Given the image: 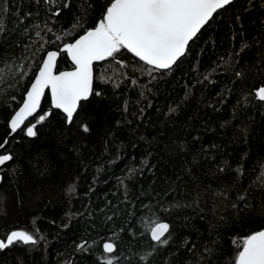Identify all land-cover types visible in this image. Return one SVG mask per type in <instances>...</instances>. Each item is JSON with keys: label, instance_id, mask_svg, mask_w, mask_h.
<instances>
[{"label": "trees", "instance_id": "trees-1", "mask_svg": "<svg viewBox=\"0 0 264 264\" xmlns=\"http://www.w3.org/2000/svg\"><path fill=\"white\" fill-rule=\"evenodd\" d=\"M108 4L0 0V155L13 157L0 165V234L37 240L2 249L0 264H233L264 229V0L218 10L170 69L127 49L96 61L71 123L47 93L11 132L46 53L60 52L58 71L73 68L64 46ZM161 221L166 244L150 236Z\"/></svg>", "mask_w": 264, "mask_h": 264}, {"label": "snow or ice", "instance_id": "snow-or-ice-1", "mask_svg": "<svg viewBox=\"0 0 264 264\" xmlns=\"http://www.w3.org/2000/svg\"><path fill=\"white\" fill-rule=\"evenodd\" d=\"M231 3L232 0H109L96 26L74 43L64 46L75 65L74 71L54 74L59 53H47V59L27 93V100L10 122L11 132H16L36 112L44 90L49 87L55 108L62 109L71 123L81 100L93 94L94 62L114 58L121 49H127L154 70L170 69L213 14ZM256 95L264 101V87H260ZM44 120L45 116L41 115L37 122ZM35 129L36 124L28 126L27 136H36ZM84 131H88L86 125ZM12 159L10 154L0 155V165ZM150 231L154 241L168 242L166 238L162 239L169 231L167 223L156 222ZM36 243L34 235L28 231L13 230L6 239H0V250L13 244ZM78 247L84 249L85 244ZM103 247L108 253L115 250L112 243H105ZM107 264H113V260H107ZM233 264H264V229L243 240L242 250L237 252Z\"/></svg>", "mask_w": 264, "mask_h": 264}, {"label": "water", "instance_id": "water-1", "mask_svg": "<svg viewBox=\"0 0 264 264\" xmlns=\"http://www.w3.org/2000/svg\"><path fill=\"white\" fill-rule=\"evenodd\" d=\"M234 0H232V2H233ZM228 6V5H227ZM226 7V6H225ZM216 13H214L213 14V16L215 15ZM211 21V20H210ZM209 21V22H210ZM208 22V23H209ZM207 23V24H208ZM206 24V25H207ZM206 25H204V27L206 26ZM204 27H202L201 28V30L204 28ZM200 30V31H201ZM200 31L197 33V35L200 33ZM85 34V33H84ZM83 34V35H84ZM196 35V36H197ZM82 36V35H81ZM195 36V37H196ZM194 37V38H195ZM79 38V37H78ZM77 38V39H78ZM193 38V39H194ZM193 39L191 40V41H189V45H190V43L193 41ZM75 42V41H74ZM73 42V43H74ZM188 45V46H189ZM187 49H188V47H187ZM187 49H186V52H187ZM49 52H58L59 53V55L56 57V67H55V69H54V74H59V73H61V72H71V71H74L75 70V65H74V67L73 68H71V69H67V70H61V71H58V61H59V59H60V52L58 51V50H55V49H52V50H49L47 53H49ZM186 52H185V54H186ZM47 53H46V55H45V57H44V60H46L47 59ZM184 54V55H185ZM183 55V56H184ZM182 56V57H183ZM68 57L70 58V60L72 61V59H71V56L68 54ZM181 57V58H182ZM43 60V61H44ZM72 63H73V61H72ZM74 64V63H73ZM43 66V62H42V64H41V66L40 67H42ZM173 66V65H172ZM95 62H94V64H93V85H92V87H93V89H94V80H95ZM39 74V70H38V72H37V74H36V76ZM36 76H35V78L33 79V81H32V83H31V85L29 86V88H28V91L26 92V94H25V97H24V101L22 102V104H21V106L17 109V111H19V109L23 106V104H24V102L27 100V93L31 90V86H32V84L35 82V79H36ZM264 87V86H263ZM47 93H49V95H50V98H51V103H52V107L54 108V109H57V108H55V106H54V103H53V99H52V94H51V88L49 87V88H46L45 90H44V95L41 97V100H40V106H39V108L36 110V112L35 113H33V115L32 116H29L25 121H24V124H22L21 125V127L19 128V129H17V131H19V130H21V129H23L24 127H26V125L28 124V122L31 120V119H33L34 117H36L40 112H41V110H42V105H43V101H44V99H45V97H46V95H47ZM92 96V94L86 99V100H88L90 97ZM86 100H81V102H80V105H81V103L82 102H84V101H86ZM80 105L78 106V108H77V112H78V110H79V107H80ZM57 110H60L61 112H63V110L62 109H57ZM16 111V112H17ZM15 112V113H16ZM76 112V113H77ZM15 113L13 114V116L15 115ZM64 113V112H63ZM76 113H74V116L76 115ZM65 114V113H64ZM66 115V114H65ZM13 116H12V118H13ZM73 116V117H74ZM12 118H11V120H12ZM11 120H10V122H11ZM31 126V125H30ZM160 223H167L168 225H169V229H170V224L168 223V222H166V221H161ZM167 235V233L165 234V236ZM150 236H151V231H150ZM164 238V237H163ZM162 238V239H163ZM0 239H3L2 238V236H1V234H0ZM156 242H158V241H156ZM105 243H112V244H114L115 245V250H114V252L116 251V249H117V246H116V244L114 243V242H112V241H110V240H107V241H105L104 242V244ZM104 244H103V246H104ZM103 249H104V247H103ZM1 251V250H0ZM105 251V250H104ZM106 252V251H105ZM114 252H112V253H114ZM106 253H108V252H106ZM112 253H108V254H112Z\"/></svg>", "mask_w": 264, "mask_h": 264}]
</instances>
